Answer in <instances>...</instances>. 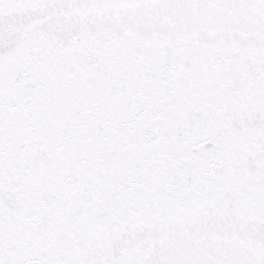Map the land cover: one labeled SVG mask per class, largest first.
<instances>
[{"label":"snow or ice","instance_id":"obj_1","mask_svg":"<svg viewBox=\"0 0 264 264\" xmlns=\"http://www.w3.org/2000/svg\"><path fill=\"white\" fill-rule=\"evenodd\" d=\"M0 264H264V0H0Z\"/></svg>","mask_w":264,"mask_h":264}]
</instances>
